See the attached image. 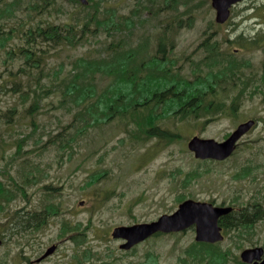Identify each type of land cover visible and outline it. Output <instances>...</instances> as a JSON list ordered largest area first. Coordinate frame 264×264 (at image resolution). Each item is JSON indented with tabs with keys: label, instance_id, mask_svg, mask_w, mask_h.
Here are the masks:
<instances>
[{
	"label": "rangeland",
	"instance_id": "1",
	"mask_svg": "<svg viewBox=\"0 0 264 264\" xmlns=\"http://www.w3.org/2000/svg\"><path fill=\"white\" fill-rule=\"evenodd\" d=\"M17 1L23 6L30 2ZM210 1L111 0L110 5L120 15L129 17L132 10L143 15L141 5L155 11L153 15L145 11L147 18L133 21L138 31L127 44L136 47L137 42L147 39L146 54L154 52L157 36L176 15L178 24L174 27L175 43L170 55L177 62L175 66L180 67L182 77L187 74L193 79L198 74L199 79L201 75L212 74L213 67L206 71L203 63L206 55L203 46L215 42L223 56L244 63L239 73L264 74V42L258 47L246 45L236 54L234 50L240 49L239 45L225 43L239 34L250 35L257 28L264 32V8L250 12L264 0H243L236 4L231 20L222 26L214 22ZM79 4L55 0L49 6L50 14L40 19L43 23L65 22L67 13L77 11ZM111 40L90 35L74 49L62 48L48 56L50 61L44 72L55 70L65 74L76 57H97ZM8 72L0 59V85L8 88L5 92L0 89V201L5 204L0 209V234L4 235L0 264H29L52 245H58L57 252L41 264H197L188 256L189 251L196 249L193 229L149 238L129 251L121 250L122 241L112 239L110 234L115 227L148 223L173 213L179 199L213 202L235 209L253 197L264 204V122L239 141L235 153L222 166L210 164L206 166L208 170L202 171L196 165L199 161L186 148L193 135L218 142L226 138L245 119L246 110L242 107L236 113L212 109L199 118L183 116L164 121L162 128L176 138L169 141L170 136L152 137L143 144L131 140L124 123L114 120L89 129L71 143L69 150L66 148L71 141L69 137L75 138L76 132L67 127L72 117L65 110L66 105L60 104L56 94H48L42 102L38 97L37 109L31 112L37 81L22 78L21 85L13 86V81L5 80ZM18 79L15 78L16 83ZM106 83L102 81L103 85ZM229 87L224 92L219 89L214 101L228 104L229 94L237 93ZM16 90L24 93L11 92ZM251 115L263 119L264 109ZM62 138L65 141L60 143ZM196 168L202 177L198 178L201 173L195 172ZM103 171L106 172L103 179L90 180ZM238 172L241 174L234 177ZM9 189L16 195L5 202ZM46 207L58 212L46 219L42 229L32 226L23 229L20 219L17 222L19 215L38 214ZM64 223L80 226L73 234L67 229L63 231ZM17 225L20 228L16 229ZM250 243L253 247H264V220L244 235V242L242 237L230 234L218 244V249L227 254L226 264H238L242 247Z\"/></svg>",
	"mask_w": 264,
	"mask_h": 264
},
{
	"label": "trees",
	"instance_id": "2",
	"mask_svg": "<svg viewBox=\"0 0 264 264\" xmlns=\"http://www.w3.org/2000/svg\"><path fill=\"white\" fill-rule=\"evenodd\" d=\"M54 2L55 0H30L23 6V3L17 0L7 2L0 0V59L4 60L5 68L8 67L10 71L6 74L5 80L13 81L11 82L13 86L21 85L22 78L37 81V92L33 91L31 112L37 109L35 106L38 104V97L42 102L48 94H56L60 104L66 105L65 110L72 117L67 127L76 132L75 138L69 137L71 141L67 143V149H72L71 143L85 135L89 129L102 127L114 120L124 123L125 133L137 144H143L152 137L166 139L170 136L168 140L171 141L176 136L168 134L169 132L162 128L164 121L180 119L183 116L199 118L212 111L210 107L188 108L182 105L180 81L183 78L180 76V67L175 66L177 62L170 55L175 43L174 27L178 24L176 15L172 16L171 24L169 23V26L166 24L161 34L157 36L154 52L146 54L147 39H143L142 43L137 42L136 47H127V44L130 36L138 31L137 23L133 25V21L136 22L143 16L147 18L145 11L151 15L155 11L141 5L144 14L137 15L132 10V17H129L120 15L110 5L111 0H88L87 5L79 4L77 11L75 9L68 12L65 22L43 23L40 17L50 14L49 6ZM262 8L264 4L259 7ZM176 10L177 8H174V11ZM90 35L112 40L105 44L103 52L97 57H76L65 74H58L55 70L44 72L50 61L48 56L65 47L74 49L83 44ZM261 41V38L246 40L239 34L234 42L226 40L225 43H236L241 46L247 43L250 47H258ZM203 49L209 54L205 58H209L208 65L213 68L212 74L201 75L199 79L197 74L192 79L202 81L198 83L196 90L200 105L214 102L219 89L224 92L225 87L230 85L229 81L237 78L230 75L242 74L239 72L244 66L243 62L230 60L219 53L217 42L214 45L203 46ZM15 78H19L17 83ZM104 80L107 83L103 85ZM185 81L191 82L192 85L193 81L187 79ZM0 89L4 92L8 90L4 84L0 85ZM189 90L186 85L185 92ZM11 92L22 94L24 90ZM215 102L218 103L216 100ZM59 141L63 143L65 138ZM63 147L59 146L60 149ZM105 175L106 172L103 171L91 176L90 180L99 181ZM13 183H16L15 179ZM8 193L5 202L16 195L10 189ZM182 200L179 199V202ZM4 205V202L0 201V209H4ZM55 211L58 212V209L46 207L35 214L39 221H36L34 228L42 229L46 219L57 213ZM19 219L23 229H26L27 224H33L32 218L22 219L18 216L17 222ZM220 221L219 225L225 232L237 233L238 237H241L246 226L252 224L246 221L240 210L228 214ZM79 226L64 223L62 228L63 231L67 229L68 232L75 234ZM18 228L20 227L17 225L16 229ZM195 245L196 249L188 252L194 263H228L227 254L221 252L218 247L214 249V245ZM237 263L242 264L240 260H237Z\"/></svg>",
	"mask_w": 264,
	"mask_h": 264
},
{
	"label": "water",
	"instance_id": "3",
	"mask_svg": "<svg viewBox=\"0 0 264 264\" xmlns=\"http://www.w3.org/2000/svg\"><path fill=\"white\" fill-rule=\"evenodd\" d=\"M87 5V0H79ZM242 0H211V7L215 11V22L222 24L228 19L231 6ZM253 126V122L239 125L228 138L222 142L214 139H201L193 137L187 143V149L198 159L223 160L229 157L236 149L237 141ZM232 211L231 207H215L209 203L196 202L187 199L178 204L176 210L171 214H164L155 221L139 223L131 226H118L111 232L113 239L125 241L119 248L124 251L130 250L133 246L143 242L156 234L179 233L194 227L197 243L214 244L222 241L221 228L218 220L221 216H227ZM1 245V239H0ZM55 246H50L45 253L37 260L41 261L50 256ZM260 249L244 250L240 253V260L251 263L258 258ZM264 264V261L261 263Z\"/></svg>",
	"mask_w": 264,
	"mask_h": 264
},
{
	"label": "flooded vegetation",
	"instance_id": "4",
	"mask_svg": "<svg viewBox=\"0 0 264 264\" xmlns=\"http://www.w3.org/2000/svg\"><path fill=\"white\" fill-rule=\"evenodd\" d=\"M74 3H76L77 1H72ZM264 3L260 4L258 7H254V8H251V13L253 11H256L257 9H259V7H261ZM234 9V7H231L230 9V13H229V16H228V19L225 23L223 24H216L217 26H222V25H225L227 24V22L229 20H231V17H232V10ZM256 26V25H254ZM241 36L246 39V40H259V38L261 37L262 41H261V44L264 42V32L262 30H259L257 28V30H255L252 34L250 35H245V34H241ZM237 37V36H236ZM235 37V38H236ZM231 39H229L230 41ZM228 41V40H227ZM228 41V42H229ZM235 39L232 41L234 42ZM248 45L247 43H244V45H239L240 49H235L234 50V54H236V51H242L243 48H246L245 46ZM203 52H205V50L203 49ZM206 53V52H205ZM209 54L206 53V55L203 57V63L206 67V71L209 67L208 65V62H209V58L208 59H205ZM231 60V59H230ZM181 72V71H180ZM193 74V73H192ZM184 77H182L183 79L180 81V93L182 95V105L183 106H188V108H197V107H204V108H208L210 107L211 109L213 110H231L232 113H236L237 110L241 109L242 107V110L245 109L246 111H244V114L246 115L245 119L240 122L236 128L241 125V124H245L247 122H250L252 121L253 122V126L239 139V141L253 128V127H256L258 126L259 124H262L264 122V118L261 119V118H258L254 115H251V112L255 111V110H263L264 109V74H231L230 76L233 77V76H236L237 78H234L233 80H230L229 81V84H230V87L231 89L237 91V93H234L233 91L229 94V100L230 102L227 104H222V103H216L215 101L212 102V103H204L202 105L198 104V101H199V95L198 93L196 92V90L198 89V83L197 81L195 80H192L191 78H188L189 76L187 74H183ZM196 76V75H195ZM207 78H209L210 76H206ZM193 78V77H192ZM185 79H187L188 81H193L192 82V85H191V82H186ZM186 85L190 88L189 92H185V89H186ZM192 88V90H191ZM220 91V90H219ZM240 97V98H239ZM239 100H244L245 103L242 105L241 102H239ZM242 105V106H241ZM207 106V107H206ZM204 110H209V109H204ZM235 128V129H236ZM234 129V130H235ZM233 130V131H234ZM232 131V132H233ZM231 132V133H232ZM230 133V134H231ZM229 134V135H230ZM228 135V136H229ZM227 136V137H228ZM193 137H199L197 135H193L189 140L188 142L193 138ZM226 137V138H227ZM201 138V137H199ZM226 138L220 140L219 142H222L224 141ZM203 139H206V138H203ZM239 141L237 142L236 144V148H237V145L239 143ZM187 142V143H188ZM191 153V152H190ZM235 151L232 153L234 154ZM193 158L197 161H199V165L196 164L197 166H199V168L202 170V171H205V170H208L207 169V165H210V164H218L220 166H222L221 164H225L228 162V160L230 159V157L232 156V154L223 159V160H215V159H208V158H205V159H198V158H195L194 157V154L191 153ZM263 159H264V154H263ZM199 168H196L195 172H199L201 173L200 176H198V178L202 177V172L200 171ZM241 173L238 172L235 174L234 177H238ZM242 174H244V172H242ZM248 178V176L246 177ZM245 178V179H246ZM237 202H239V198H237ZM186 200V199H184ZM183 200V201H184ZM192 200V199H191ZM196 201V200H194ZM246 202L240 206L239 209H235V207H231L232 208V211L230 212L233 213L234 211H238L240 210L241 214L243 217L246 218V221L252 223L251 225L249 226H246L245 227V230L244 232L241 234V237H242V240L244 242V235L246 233H248V231L252 230L257 224L259 221H262L264 220V204H262L261 202H258L257 200H255V197L251 198V200L249 199H246L245 200ZM196 202H202V201H196ZM202 203H209V204H212L213 206L215 207H230V206H216L213 202H202ZM240 203V202H239ZM234 205V204H233ZM236 205V204H235ZM238 206V205H236ZM26 214V217H23V215ZM22 219H30L32 218L33 219V225H30V224H27L26 225V228H29L30 226L32 227H35V223L36 221H39V219L36 218V215L35 214H29V213H23L22 215H19ZM225 217V216H224ZM221 218H223V216H221L218 220V225H219V221L221 220ZM221 222V221H220ZM219 227L221 228V234L223 236V240L222 241H219L217 242L216 244H213L214 245V249L218 247V244H220L221 242H223L225 239H227L229 237L230 234H233L235 236H238L237 233H233V232H225L223 230V228L219 225ZM187 232V231H185ZM183 232V233H185ZM3 234V233H2ZM195 234V232H194ZM4 235H1L0 234V239H1V245H0V248L2 247L3 243H4ZM73 235H70L69 238H72ZM114 240H117V239H114ZM117 241H120V240H117ZM125 241H122V243H124ZM121 243V244H122ZM120 244V245H121ZM199 244H209V243H199ZM119 245V246H120ZM211 245V244H209ZM56 248L54 250V252L46 257L45 259L41 260V261H37L44 253H41L39 254L36 258H34L32 262L34 263H29V264H41L43 263L44 261H46L47 259L51 258L58 250V245H54ZM255 245H251V243L249 244V246L247 247H242V251L244 250H251V249H256V248H259L260 249V254L258 255V258L253 260L251 263H245V262H242V264H261L263 261H264V247H253ZM212 249V248H211ZM46 251V250H45ZM241 251V252H242ZM240 252V253H241Z\"/></svg>",
	"mask_w": 264,
	"mask_h": 264
}]
</instances>
